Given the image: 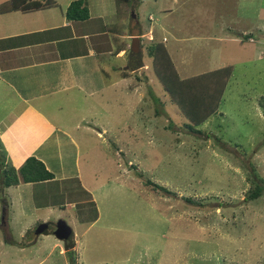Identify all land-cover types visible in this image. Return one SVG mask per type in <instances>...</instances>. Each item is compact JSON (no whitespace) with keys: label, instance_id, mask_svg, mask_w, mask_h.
Instances as JSON below:
<instances>
[{"label":"rangeland","instance_id":"rangeland-1","mask_svg":"<svg viewBox=\"0 0 264 264\" xmlns=\"http://www.w3.org/2000/svg\"><path fill=\"white\" fill-rule=\"evenodd\" d=\"M9 1L0 0V5ZM53 1L66 7L75 0ZM124 1L115 21L122 18L134 25L124 27L129 35L141 19L139 38L132 40H138V60L145 65L140 69L145 71L124 72L129 81L119 82L117 91H105V111L101 107L98 119L107 130L106 145L95 153L92 143L82 148L86 184L97 205L80 204L85 193L79 194L78 184L70 188L68 183L63 198L66 204L81 205L84 210L78 216L83 222L77 223V212L70 207L57 208L49 222L63 221L86 244L85 251L78 245L84 259L77 264H264V192L258 199L250 197L254 175L256 182L264 181V0ZM90 2L95 18V11L106 7L118 11L116 0ZM82 3L85 6L86 0ZM163 7L169 15L161 13ZM158 23L165 28L171 24L174 30L166 28L160 34L155 29ZM187 31L202 34L204 41H192L196 45L175 41L176 33ZM126 34L116 35L114 44L131 48ZM249 36L253 40L243 42ZM162 40L173 49L171 60L182 79L233 68L217 112L196 128L201 135L187 133L186 119L154 72L147 49ZM179 45L181 51L176 49ZM128 61L121 60L125 67L136 64ZM129 85L140 86V99ZM3 150L0 162L6 161ZM72 190L76 194H70ZM4 212L3 208L0 224L7 229ZM44 218L45 214L38 218L31 232L51 234L42 224ZM8 229H0L3 244L11 236L19 239L17 230L12 235ZM48 251L42 252L41 264H72V259L59 256V249L46 258ZM3 253L0 247V264H11Z\"/></svg>","mask_w":264,"mask_h":264},{"label":"crops","instance_id":"crops-1","mask_svg":"<svg viewBox=\"0 0 264 264\" xmlns=\"http://www.w3.org/2000/svg\"><path fill=\"white\" fill-rule=\"evenodd\" d=\"M90 1L92 0H86L90 17L85 21L67 18L66 10L72 1L67 2L66 7L57 5L54 1L53 7L0 14V110H3L4 118L0 120V144L6 153L5 164L19 169L28 158L35 157L55 176L52 181L21 184L2 191L0 199L5 198L7 202L9 232L12 234L13 230H17L19 235L18 240L11 236L10 242L3 244L0 230L3 259L11 264L44 263L41 255L45 249L50 250L46 258L59 249V256L65 257L68 262L72 259V264L84 259L78 253V245H82V250L85 251L86 244L79 242L74 229L71 228L75 249H67L64 242L52 234L31 231L35 226L33 224H37L38 218L44 214L42 224L50 223L49 216L57 208L70 207L76 210L79 220L76 221L82 223L78 214L84 209L80 204L93 202L97 205L96 198L86 184V153L82 163V148L86 149V144L92 143L96 147L95 153L101 145H106L107 130L98 119L101 107L105 111V91H117L124 80L129 81L126 80L128 74L124 77V72H138L141 68L138 60L141 57L139 47L129 48L130 46L121 42L114 44V37L121 34L124 36L123 32L127 33L124 27L128 26L129 29L132 24L126 25L122 18L115 21L117 12L110 7L95 11L97 18L91 16L93 8ZM133 9L137 16L136 3ZM169 12L162 8V14L169 15ZM138 21L139 26H142L140 18ZM138 24L135 26L136 31L131 30L130 36L126 34L131 39L132 46V39L139 38L141 33ZM155 27L160 34L166 28L173 29L171 24L165 28L158 23ZM174 36L175 41L180 44L191 42L196 45L198 40L204 41L200 33L192 35L187 31L182 35L178 32ZM250 38L252 36L243 42L253 40ZM229 40L234 41L231 38ZM166 42L168 40L158 43L165 46L172 59L173 49L167 48ZM235 43H238V39ZM242 44L241 42L240 45ZM176 49L181 51V45ZM112 57L117 62L113 63L114 66L110 60ZM124 58L129 59L130 65L136 64L125 67L121 62ZM140 71L142 73L145 70ZM136 78L138 80L140 76ZM184 79H188V76ZM130 89L140 99V86L131 85ZM68 183L72 186L70 188H75L78 184L79 194L85 193L82 203L66 204L67 201L63 198L64 185ZM70 194H76L75 190L70 191ZM2 216L3 208L1 218ZM17 224L19 227H16ZM84 236L86 237V228L82 238ZM73 249L76 256L70 257L67 252Z\"/></svg>","mask_w":264,"mask_h":264},{"label":"trees","instance_id":"trees-1","mask_svg":"<svg viewBox=\"0 0 264 264\" xmlns=\"http://www.w3.org/2000/svg\"><path fill=\"white\" fill-rule=\"evenodd\" d=\"M129 1L130 0H125L124 2ZM120 3L121 0H116L117 14L120 13ZM54 4L55 2L53 0H45L43 2L37 0H11L0 5V14L18 10H39L53 7ZM66 16L70 20L83 21L88 20L90 14L87 5L84 6L82 0H75L71 2L67 8ZM246 38L248 39L249 37ZM147 50L148 56L153 59L154 72L169 95L170 102L179 108L181 114L186 119L184 128L187 129V133L193 135L203 134L202 131H199L196 128L207 122V120L217 112L233 68L231 66L219 68L215 71L196 77L181 79L163 44L155 43L154 45L149 46ZM139 64L142 68L143 63L139 62ZM123 75L124 77L126 76L124 73ZM149 93L155 101H159L150 88ZM172 125L173 123H170L169 127L171 129H173ZM3 163L5 162H0V198L1 193L5 188L27 183H42L55 179L54 174L46 168L42 161L35 157L28 158L19 169H16L11 165L7 166ZM254 179L257 180L255 175ZM255 180H253L255 189L250 195L251 199H258L264 192V187L260 184L262 183L264 185V181L260 180L261 182H256ZM146 184L153 186L156 189L165 190L151 182H147ZM2 208H4V217L7 223L6 215L8 207L5 198L2 200L0 199V218ZM2 227L3 226L0 224V229L6 232L8 226L7 229L6 227ZM42 233L48 234L49 232L42 230ZM11 243H13L12 240ZM71 248H74V246L68 249ZM67 253L73 255L74 251H69Z\"/></svg>","mask_w":264,"mask_h":264},{"label":"water","instance_id":"water-1","mask_svg":"<svg viewBox=\"0 0 264 264\" xmlns=\"http://www.w3.org/2000/svg\"><path fill=\"white\" fill-rule=\"evenodd\" d=\"M138 40H133V48L137 49ZM48 230L54 235L56 238L64 242L66 248H70L74 246V234L71 227L67 226L63 221H58L57 224L47 223L45 224Z\"/></svg>","mask_w":264,"mask_h":264}]
</instances>
